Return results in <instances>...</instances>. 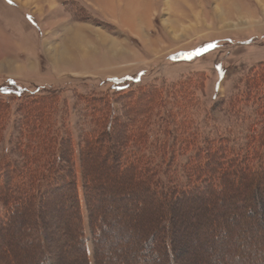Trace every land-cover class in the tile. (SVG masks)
<instances>
[{
    "label": "rangeland",
    "instance_id": "374dc122",
    "mask_svg": "<svg viewBox=\"0 0 264 264\" xmlns=\"http://www.w3.org/2000/svg\"><path fill=\"white\" fill-rule=\"evenodd\" d=\"M80 171L91 264H264V0H0V264H85Z\"/></svg>",
    "mask_w": 264,
    "mask_h": 264
},
{
    "label": "trees",
    "instance_id": "16d2710c",
    "mask_svg": "<svg viewBox=\"0 0 264 264\" xmlns=\"http://www.w3.org/2000/svg\"><path fill=\"white\" fill-rule=\"evenodd\" d=\"M106 118L107 117L105 115L104 118L102 119L101 127L99 129H97V131H100V129H102L100 132L105 131L103 134H105V133H111V121H109L106 124V120H108ZM46 130H47V128H46ZM187 142H188V145L194 150L193 151L194 154L192 155V158H194V160H196L197 162L199 160H201V163H202V165H204V167L205 166L207 167L209 163H211V165H212V155H213V153H210V148L204 146L203 144H200L199 145V148L200 149L199 148L197 149L196 148L197 145L196 146L194 145V142H195L194 140L188 139ZM136 143H137V145H138V147H139L140 150H144L145 148L148 147V145L145 146L144 142L143 141H140L138 139H137ZM213 149H214V151H219V153L221 154V155L218 156L220 160L217 161V163L218 164H225L226 165L224 167L223 166L221 167L222 173L226 172L227 169H229L228 166H230V165H232L230 167H232V168L234 167L235 170L238 171V169H237L238 168V165L237 164L238 163L239 164L242 163V161L239 159L240 162H238V161H236V158L235 157H233V156H227L232 151V149L227 144H217L216 146L213 147ZM134 153H136V154H132V155L133 156L136 155L138 159L139 158L140 159H145V161L141 164V166L139 168V170H141L140 172L142 173V175L141 176H136L137 183H140L141 181H143V184H144L150 178V177L147 176V174L149 173V171L147 169L145 170V168H146L145 166L149 165V161H148L149 159H147V157H145L143 154L142 155L140 153L137 154L138 151H135ZM199 154H201V156ZM53 162H54V157L51 156L50 164H49V166L46 169L45 168H37L40 171V175H42V176L43 175H45V176H51L52 175L51 171L54 170L53 169L54 168L53 167ZM136 163L137 162H134L133 161V163H128L127 165H124L122 167V172L124 171V173H126L128 170H131V168ZM197 169L198 168L196 166H192V167L189 168V170H193L196 173H197ZM195 172H193L192 174L195 175L194 174ZM83 177H84V173L82 171L81 172V176H80V184L76 187V193H75V198L77 199V204H78V211H77L78 212V216H77L78 226L77 227L79 229L78 239H79V242H80L81 250L83 252V257H84L85 264H91L90 259H89V255H88V250H87V245L88 244H87V241H86V236H85V231H84L85 230V223L83 222V219H84L83 217H85V213H84L85 207L84 206H86V209H87L86 199H87V196H88V194L86 192L87 191V188L85 187V180H84ZM216 178H217V182L214 183L213 185H214L215 189L217 190V192L219 194H222V190L223 189H221V186H220V184L218 182L221 181V179H223V176H221V177L220 176H217ZM194 180L196 181V178ZM27 183L29 184L28 181H27ZM194 186L195 187H198V188H201V184H198V183H196ZM27 188H29V187H27V185H26V188H23L24 189L23 190V192H24L23 198H25V199L26 198H30V193L28 191H26ZM179 188H181V187H179ZM182 190L184 192L190 191V189L187 190V188L186 189H182ZM180 193L181 192H179L178 195H176V197H178ZM84 201H85V204H84ZM13 207H14V205H12V209H13ZM7 214H8V212H7ZM86 215H87V218L89 219L88 211H87ZM101 233L102 232L100 231L99 228L93 227V231L91 232V241H92V245H93V255H92V257H93L92 260L93 261H92V264H97L98 263V251H97V245L96 244L98 243V240H100ZM154 240H155L154 237L153 236H150V238H148L147 242L150 245H152ZM109 256L106 258V261H109V260L115 261L114 260V255H111L110 257ZM42 258L43 259L41 260V264H51L49 262V260L46 259L45 256H43ZM172 263L173 262L171 261V264Z\"/></svg>",
    "mask_w": 264,
    "mask_h": 264
},
{
    "label": "bare ground",
    "instance_id": "6f19581e",
    "mask_svg": "<svg viewBox=\"0 0 264 264\" xmlns=\"http://www.w3.org/2000/svg\"><path fill=\"white\" fill-rule=\"evenodd\" d=\"M13 1H15L16 3H18V0H13ZM134 1V0H133ZM126 12H128V13H130V12H132L133 14H131V15H129L130 17L129 18H131V20L133 19V20H135L136 18H135V14H134V12H133V10L132 9H128V10H126L125 11V13ZM126 15H127V13H126ZM128 16V15H127ZM135 18V19H134ZM222 21V20H221ZM225 21H226V19H225ZM68 34V39L67 40H70V42H71V44H72V48H74V47H78L79 48V44H80V42H78L77 40H82L81 38H82V36H80L79 34H77V32L76 33H71L70 31H69V33H67ZM72 40V41H71ZM76 47V48H77ZM77 48V49H78Z\"/></svg>",
    "mask_w": 264,
    "mask_h": 264
},
{
    "label": "snow or ice",
    "instance_id": "6c2138e0",
    "mask_svg": "<svg viewBox=\"0 0 264 264\" xmlns=\"http://www.w3.org/2000/svg\"><path fill=\"white\" fill-rule=\"evenodd\" d=\"M9 2H11V0H9Z\"/></svg>",
    "mask_w": 264,
    "mask_h": 264
}]
</instances>
